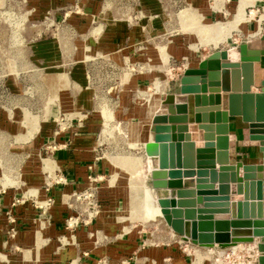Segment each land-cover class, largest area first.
Listing matches in <instances>:
<instances>
[{"label": "rangeland", "instance_id": "1", "mask_svg": "<svg viewBox=\"0 0 264 264\" xmlns=\"http://www.w3.org/2000/svg\"><path fill=\"white\" fill-rule=\"evenodd\" d=\"M262 17L264 0H0V264H193L146 198L145 138L185 72ZM241 135L233 163L259 162Z\"/></svg>", "mask_w": 264, "mask_h": 264}, {"label": "water", "instance_id": "2", "mask_svg": "<svg viewBox=\"0 0 264 264\" xmlns=\"http://www.w3.org/2000/svg\"><path fill=\"white\" fill-rule=\"evenodd\" d=\"M264 35L254 42L217 51L185 72L174 101L152 121L147 145L151 184L166 224L200 248L257 244L264 264ZM264 76V74H263ZM189 107L196 116L197 141ZM248 125L245 147L262 161L238 169L230 150L231 124ZM241 173V175H240ZM241 176V177H240ZM159 190H167L160 197Z\"/></svg>", "mask_w": 264, "mask_h": 264}, {"label": "built area", "instance_id": "3", "mask_svg": "<svg viewBox=\"0 0 264 264\" xmlns=\"http://www.w3.org/2000/svg\"><path fill=\"white\" fill-rule=\"evenodd\" d=\"M178 244L185 251L187 256L193 257V264L196 260H199L201 256L211 255L213 257L215 264H252V249L245 247H230L221 249L218 247L215 248H200L190 240H187L183 237L179 238Z\"/></svg>", "mask_w": 264, "mask_h": 264}, {"label": "bare ground", "instance_id": "4", "mask_svg": "<svg viewBox=\"0 0 264 264\" xmlns=\"http://www.w3.org/2000/svg\"><path fill=\"white\" fill-rule=\"evenodd\" d=\"M262 20H264V17H262L261 18ZM243 23V22H242ZM261 27V26H260ZM260 31H262V30H260ZM261 34V33H260ZM264 35V34H263ZM257 37V36H256ZM256 37H252V39L253 38H256ZM259 40V39H258ZM256 41V40H255ZM251 42H254V41H251ZM179 91H180V84H179V90H178V92L177 93H174L173 95H170V96H166L165 97V99H164V101L161 103V105L159 106V108H158V110L157 111H159V109H160V107L162 106V105H164V104H169V103H172L173 101H174V96L175 95H177L178 93H179ZM189 115H190V121H191V126L192 125H194L193 124V122H195V119H196V116H195V114H194V111H193V107H189ZM157 111L155 112V114L157 113ZM155 114H154V116H155ZM154 116H153V118H152V121H153V119H154ZM239 119H241V118H239ZM151 125H152V127H151V133L149 134V136L147 137L146 136V138H145V142L147 143L145 146H147V145H149V144H151V143H154V138H155V135H154V132H153V124H152V122H151ZM246 125V124H245ZM247 127L246 128H248V125H246ZM194 133H195V139H194V141H197V137H196V130L194 129ZM229 144H230V146H231V141H229ZM147 148V147H146ZM145 154H146V157H147V164H148V168H149V172H150V176L152 175V169L150 168V166H149V161H148V153L146 152V150H145ZM242 165H244L243 163H238L237 164V167H238V169H240L241 168V166ZM240 175H241V173H240ZM241 177V176H240ZM133 194H136V193H134V192H132ZM159 194H160V197H165V196H167V194H168V191L167 190H159V192H158ZM145 195H146V198L148 199V201H153V203L159 208V209H161V207H160V204H159V198H154V197H152L151 196V194H150V191L149 190H147L146 192H145ZM145 195H144V197H145ZM154 196V195H153ZM143 205V204H142ZM161 214H162V217L164 218V215H163V212H162V209H161ZM164 221H165V219H164ZM166 223V222H165ZM167 225V224H166ZM168 226V225H167ZM169 227V226H168ZM169 229H170V231H171V234H172V236H174V237H177L178 235L169 227ZM176 234V235H175ZM239 247H245L244 245H240ZM247 248H249V249H252V253L254 254V257H255V261H254V263L253 264H259L258 263V259H259V256H260V253H259V248H258V245L257 244H250L249 246H246Z\"/></svg>", "mask_w": 264, "mask_h": 264}, {"label": "crops", "instance_id": "5", "mask_svg": "<svg viewBox=\"0 0 264 264\" xmlns=\"http://www.w3.org/2000/svg\"><path fill=\"white\" fill-rule=\"evenodd\" d=\"M192 126L196 130V125H192ZM246 127L247 126L245 124H243L242 121H241V119H239V118H237V120H235V121L233 120V123L231 124V136H230V141H231V146H230L231 158H232V147H233V144H234L233 141H232V139L234 138V134H240V137L242 138V135L241 134L244 133V130L246 129ZM246 139L248 140V137L247 136H246ZM257 151H258V149H257ZM258 153H259V151H258ZM259 155H260V153H259ZM260 159L261 160L259 162H257V163L256 162H252V164H255V163L256 164H259V163H261V161H262V156L261 155H260Z\"/></svg>", "mask_w": 264, "mask_h": 264}]
</instances>
